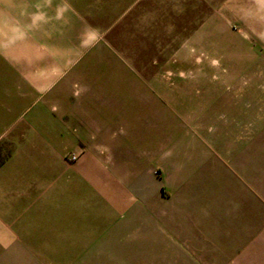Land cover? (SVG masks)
<instances>
[{
  "label": "crops",
  "instance_id": "1",
  "mask_svg": "<svg viewBox=\"0 0 264 264\" xmlns=\"http://www.w3.org/2000/svg\"><path fill=\"white\" fill-rule=\"evenodd\" d=\"M19 4L11 11L28 12L29 28L46 35L30 37L28 65L0 52V264H21L20 232H92L65 264H176V240L201 264H264L260 134H230L219 155H208L203 187L190 186L187 205L176 209V227L187 219L181 232L165 231L156 182H143L139 168L124 179L110 160L116 141L136 137L121 129L132 123L118 113L124 105L102 93L115 90L112 78L141 75L94 29L115 28L135 12L137 25H148L158 0H10ZM218 10L264 47V0H222ZM72 155L75 162L66 160ZM102 214L126 231L100 234Z\"/></svg>",
  "mask_w": 264,
  "mask_h": 264
},
{
  "label": "rangeland",
  "instance_id": "2",
  "mask_svg": "<svg viewBox=\"0 0 264 264\" xmlns=\"http://www.w3.org/2000/svg\"><path fill=\"white\" fill-rule=\"evenodd\" d=\"M221 1L158 0L148 11V25H137L140 14L135 12L115 28L94 29L106 31V47L125 54L123 67L141 75L125 82L112 78L115 90L102 93L124 105L118 113L132 123L121 129L136 137L116 141L110 160L124 179L139 168L143 182H156L166 232L187 228V219H181L184 228L176 227V209L187 205L190 186L203 187L208 155H219L230 134L247 140L255 133L264 140V47L229 25L218 10ZM21 7L0 0V52L14 53L28 65L35 49L30 37L46 34L29 28L28 12H12ZM36 49L46 52V46ZM114 128L120 129L118 124ZM147 193L154 196L151 189ZM105 219L102 214L100 234L126 231L122 225L111 228ZM87 234L92 232H20L21 264H65L78 242L92 239ZM176 264L201 263L176 240Z\"/></svg>",
  "mask_w": 264,
  "mask_h": 264
},
{
  "label": "built area",
  "instance_id": "3",
  "mask_svg": "<svg viewBox=\"0 0 264 264\" xmlns=\"http://www.w3.org/2000/svg\"><path fill=\"white\" fill-rule=\"evenodd\" d=\"M69 160H70L71 162H75V161L77 160V157H76V156H71V157L69 158Z\"/></svg>",
  "mask_w": 264,
  "mask_h": 264
}]
</instances>
